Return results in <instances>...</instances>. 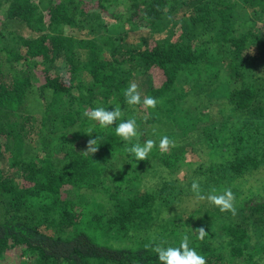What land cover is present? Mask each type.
Masks as SVG:
<instances>
[{
	"label": "trees",
	"instance_id": "trees-1",
	"mask_svg": "<svg viewBox=\"0 0 264 264\" xmlns=\"http://www.w3.org/2000/svg\"><path fill=\"white\" fill-rule=\"evenodd\" d=\"M132 82L155 108L125 103ZM116 106L108 128L88 118ZM193 181L230 189L235 215L203 214ZM183 235L205 264H264V0H0V260L160 264Z\"/></svg>",
	"mask_w": 264,
	"mask_h": 264
},
{
	"label": "clouds",
	"instance_id": "clouds-1",
	"mask_svg": "<svg viewBox=\"0 0 264 264\" xmlns=\"http://www.w3.org/2000/svg\"><path fill=\"white\" fill-rule=\"evenodd\" d=\"M125 103L130 106L142 105L145 109H153L156 107L157 98L145 95L141 99V94L138 91L137 84L129 83L126 89L123 90ZM121 117V110L118 106L111 108V110L104 107H95L88 113V118L97 122L101 128H108L113 125ZM114 133L122 141L131 142L138 137L136 131V121L133 118L121 120L115 124ZM95 139L89 140L86 151L94 153L97 149ZM155 141L153 139H146L143 144L138 141L132 142L131 146L126 148V151L136 160H145L148 153L152 150ZM172 141L167 136H161L156 145L160 151H167ZM196 200L207 201L212 206L218 208L220 212H229L235 215L234 197L230 189H224L222 192L212 190L206 195L201 194L200 185L193 181L190 185ZM203 228L197 229V238L203 239L206 236ZM153 251L156 253V258L160 264H205V257L198 253L194 247L189 246L188 235H183L180 239L179 246H156Z\"/></svg>",
	"mask_w": 264,
	"mask_h": 264
},
{
	"label": "rangeland",
	"instance_id": "rangeland-1",
	"mask_svg": "<svg viewBox=\"0 0 264 264\" xmlns=\"http://www.w3.org/2000/svg\"><path fill=\"white\" fill-rule=\"evenodd\" d=\"M142 28H132V27H128V26H125V29L124 31H130L131 33L130 34H134V33H139V32H145L143 30H141ZM105 31L106 32H112L114 31L113 29V26H107L105 28ZM118 29L116 30V33H118ZM115 33V34H116ZM114 34V33H113ZM184 142V141H183ZM174 146H181L183 147L184 144L182 143V141H180L179 143L176 144V142H173L172 143ZM197 147V146H195ZM201 152L202 153H198V156L200 157H204V156H208V154L210 155H214L215 154V151L213 149H209L208 147V150L207 149H201ZM182 153V152H181ZM209 157V156H208ZM195 158V157H194ZM193 158V159H194ZM183 161H188V158L186 157L185 160ZM187 168L186 164H183V166L180 168V170H177L179 171L178 174L176 175L175 178H179L182 174V172ZM204 206L201 207V212L204 214L206 212H208L209 210H215V209H218L216 208L215 206H212L211 204H209L206 200L203 202ZM193 206L191 207H188L190 208V210L192 209ZM196 207V206H195ZM231 218V216H225V215H222V219L221 220H229ZM19 252L18 250H10V251H7L4 255V257L0 260V264H18L19 263Z\"/></svg>",
	"mask_w": 264,
	"mask_h": 264
}]
</instances>
